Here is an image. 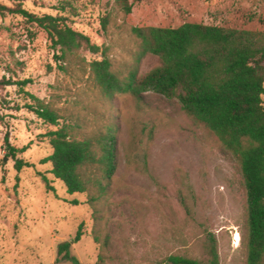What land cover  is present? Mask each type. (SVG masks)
<instances>
[{
    "label": "rangeland",
    "instance_id": "rangeland-1",
    "mask_svg": "<svg viewBox=\"0 0 264 264\" xmlns=\"http://www.w3.org/2000/svg\"><path fill=\"white\" fill-rule=\"evenodd\" d=\"M129 1L133 10L126 15L116 0H0L39 17H63L101 49L59 61L46 32L21 16L0 15V81H30L24 90L0 86V264H54L58 246L73 241L82 224L81 241L71 249L82 264H167L171 256L206 263L208 233L218 240L221 264H248L238 160L176 99L154 92L142 100L104 96L90 64L105 53L120 79L135 66L140 76L158 67L155 55L137 64L134 28L194 23L264 33V0ZM27 93L56 111L74 139L115 136L110 183L99 167H86L87 193L68 194L51 164L42 163L53 153L46 135L59 128L23 108L35 103ZM6 138L25 152L11 156ZM17 160L33 166L18 171Z\"/></svg>",
    "mask_w": 264,
    "mask_h": 264
},
{
    "label": "trees",
    "instance_id": "trees-1",
    "mask_svg": "<svg viewBox=\"0 0 264 264\" xmlns=\"http://www.w3.org/2000/svg\"><path fill=\"white\" fill-rule=\"evenodd\" d=\"M116 5L126 15L132 13L133 5L129 0H116ZM7 14L21 16L46 32L52 48L60 53L56 55L59 61L64 62L82 50L93 54L101 51L89 37L68 26L63 17H39L21 7L13 9L0 4V15ZM133 34L140 43L137 64L144 57L155 55L160 58V65L144 76H140L135 66L125 79H120L103 53L101 60L90 64L97 86L108 98L129 94L142 100L145 94L154 92L176 99L190 118L204 124L217 136L242 169L247 204V263L264 264V33L188 23L178 28H134ZM29 84L28 80L0 81V86L15 85L21 90ZM27 94L35 103L23 108L46 124L59 128L46 135L53 153L42 163L51 164L50 173L65 185L68 194L87 193L88 183L82 174L86 167H99L103 181L110 183L117 169L115 136L110 133L96 139H74L69 126H61V117L56 111ZM5 142L14 158L26 150L12 147L8 138ZM32 166L24 160H17L15 165L18 171ZM43 179L48 190L54 192L48 179ZM99 186L104 195L105 187L101 183ZM71 204L78 206L79 201ZM83 227L80 225L73 241L58 246L54 264H82L71 249L81 241ZM204 250L208 256L206 263L182 256H171L164 262L221 264L214 234L208 233Z\"/></svg>",
    "mask_w": 264,
    "mask_h": 264
},
{
    "label": "bare ground",
    "instance_id": "bare-ground-1",
    "mask_svg": "<svg viewBox=\"0 0 264 264\" xmlns=\"http://www.w3.org/2000/svg\"><path fill=\"white\" fill-rule=\"evenodd\" d=\"M237 242H239V238H237ZM238 246H239V244L237 243V244H236V247H238Z\"/></svg>",
    "mask_w": 264,
    "mask_h": 264
}]
</instances>
